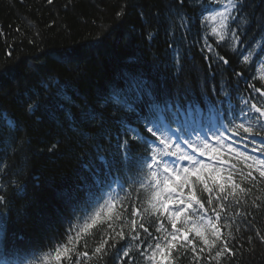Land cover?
I'll list each match as a JSON object with an SVG mask.
<instances>
[{"label":"trees","instance_id":"16d2710c","mask_svg":"<svg viewBox=\"0 0 264 264\" xmlns=\"http://www.w3.org/2000/svg\"><path fill=\"white\" fill-rule=\"evenodd\" d=\"M227 2L0 0V224L15 239L0 264H155L157 243L162 264H264V177L240 155L259 157L252 149L264 137V117L248 111L264 110V0H234L236 19L215 27L210 16ZM125 72L158 99L199 106L177 135L189 138L191 123L222 145L188 168L187 184L185 167L166 178L138 164L69 206L64 194L92 183L100 156L113 159L120 121L144 132L126 107ZM241 120L252 135H233ZM186 208L173 240L171 213Z\"/></svg>","mask_w":264,"mask_h":264},{"label":"snow or ice","instance_id":"6c2138e0","mask_svg":"<svg viewBox=\"0 0 264 264\" xmlns=\"http://www.w3.org/2000/svg\"><path fill=\"white\" fill-rule=\"evenodd\" d=\"M49 2H51V0H49ZM235 11H238V8L234 0H228L227 4L224 5L223 11L217 10L216 15L219 17V26L221 28H224L226 26L229 19H236L234 15ZM185 28L186 30H188L186 25ZM213 31H215V29H213ZM232 35L236 39H239L235 32H233ZM221 39H223V36H221ZM205 43L207 46V50L209 52H212L211 45H207V42ZM249 55H251L250 52L248 54L243 55V60L245 62L248 61ZM220 59L223 60L224 58L220 57ZM224 63L227 64L228 61L224 60ZM124 75L128 78L129 82L128 87L123 90L124 95L128 97L130 101L126 106L127 110L136 112L137 124L143 126L144 132L140 130L139 126H132L123 120L120 121L122 129L124 131H122V133L117 136V150L113 156V159L111 160V162H109L103 156H100L99 159L103 167H93L89 169L90 175L92 177V183H85L84 185L80 186L77 191L64 194L67 198V203L69 204V206L75 207V204L78 203L79 198L77 192L83 191L85 192V194H89L92 189L102 190L106 184H109L110 181H112L114 175H124L126 173H133L135 171H138V164L145 165L153 177L156 176L157 170L161 166H163L164 172L168 173L169 164L175 167L177 162L174 160L164 159V157L166 156L175 155V153H169L164 149L160 148V145H165L166 148L170 147V144H166V141L169 140V136L166 133H171L172 135H175L176 141L177 143H179L181 137L176 133L178 131H181L178 124L181 117L188 118L191 117L194 113H200L198 105L193 107L190 102L186 104H181V100L178 95L175 97H168L165 95L162 98L158 99L157 95L153 91V87L150 86L149 82L146 79H142L139 76L131 75L128 72H125ZM254 91H259V89H254ZM139 104H145L148 109L147 115L140 114L137 109V105ZM59 106L62 107V105ZM252 109H254L255 112L259 114V117H264V110H262L260 107H257L255 104H252L251 109H249L248 111H251ZM241 111L244 112V109H241ZM84 115L86 117H89L93 114L85 113ZM245 115L247 116V113H245ZM247 118L252 119L251 116H247ZM172 123H177L178 128L175 130L172 129ZM236 127L237 131L233 132V135H241L240 130H242L243 133H247L250 135L253 134L252 126H246L243 120H241ZM261 127L264 128V124H262ZM128 134H131V136L129 137ZM241 138H243V136H241ZM183 139L189 144L192 143L188 137H183ZM131 140H135L143 146V148L145 149L143 155L137 156L135 154L134 145L130 142ZM149 146H151V148H149ZM193 151L195 152L196 149L193 148ZM252 151H258L260 153L259 157H257L256 155L248 156L245 153H240V155L244 157V160L246 162L250 160L252 163L256 164L260 168V175L264 177V137L257 141L256 146L253 147ZM201 155H204V153H201ZM179 159L192 160L193 157L189 156L187 153H184L179 157ZM183 171L185 173V184H187V181L189 179L187 175L188 168L185 167ZM251 174V172L248 173L249 176H251ZM212 179L213 182H215V178L213 177ZM228 179L231 180V175L228 176ZM197 180L203 183L205 191H211L208 184L201 180L199 176L197 177ZM176 187L181 186L176 185ZM220 191H224L223 186H220ZM191 201L192 197L190 196L187 208L192 207ZM180 203L184 204L185 201L181 199ZM207 203L211 205L212 199L209 198ZM200 207L203 208V204H201ZM163 208L165 211H167V204H164ZM187 208L181 211L171 213V227L173 230H175L172 236L173 240H176L177 236L182 234L181 230L177 229L176 219L183 215L184 211H186ZM145 231H147V229H145ZM196 235L200 236L201 233L197 231ZM19 239L22 240L23 237L21 236L19 237ZM121 239H123V237H121ZM217 239H219V237H217ZM104 243H106V241ZM204 243L208 244V240L205 239ZM14 245L15 239H9L6 235L5 225L0 224V251H7L10 248L14 247ZM148 247H152V245L149 244ZM160 247V244L157 243L155 245V250L152 252L150 257L151 260L155 261V264H162V261L156 259ZM168 248H171V244L168 245ZM194 250L195 249H193V251ZM96 251L100 252L101 249L97 248ZM122 254L127 255L126 252H122ZM160 255L162 256L163 254L160 253ZM57 259H60L59 251H57ZM24 264H29V261L25 260Z\"/></svg>","mask_w":264,"mask_h":264},{"label":"rangeland","instance_id":"374dc122","mask_svg":"<svg viewBox=\"0 0 264 264\" xmlns=\"http://www.w3.org/2000/svg\"><path fill=\"white\" fill-rule=\"evenodd\" d=\"M210 19L214 26L216 27V24H218L219 17L215 15H211ZM188 129L190 130L189 134V140L192 142L189 144L188 142L184 141V139L181 137V140L179 143L176 141L175 135H170L169 140L166 141V144H170V147H165V145H160L161 149H164L165 151L169 153H175L174 156H166L164 159L166 160H174L176 161L175 167H173L171 164H169V172L165 173L163 166H161L157 172L161 173L163 176L167 177H173L174 173L177 171L180 167H194L197 164H200L201 161L206 160L211 151L215 149H220L221 143L215 140L205 129L199 130L198 128H194V126L190 123L188 126ZM225 147V146H224ZM193 148L196 149V151H193ZM226 148V147H225ZM227 149V148H226ZM187 153L189 156H192V160H180L179 157ZM201 153H204V155H201ZM164 194L169 195L168 189L165 188Z\"/></svg>","mask_w":264,"mask_h":264}]
</instances>
